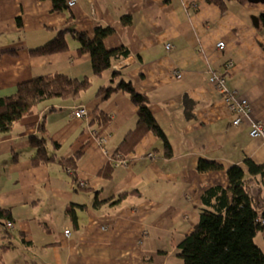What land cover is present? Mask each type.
<instances>
[{
    "label": "crops",
    "instance_id": "obj_1",
    "mask_svg": "<svg viewBox=\"0 0 264 264\" xmlns=\"http://www.w3.org/2000/svg\"><path fill=\"white\" fill-rule=\"evenodd\" d=\"M99 25L114 28L105 39L108 48L130 49L117 77L115 65L94 73L91 54L80 53L73 32L67 35L69 49L31 53L60 29L93 35ZM229 58V88L250 100L253 119L264 121V1L228 0L224 9L212 0H78L54 10L53 0H0V96L47 72L92 78L79 98H52L12 129H0V207L11 209L14 221L10 226L11 218L0 215V264H182L179 243L196 226L205 190L228 185L233 164L248 170L246 157L264 164V138L251 134V117L234 123L235 112L210 81L209 68ZM121 77L150 96L173 153L167 155L163 140L149 131L128 154L129 162L115 165L108 176L100 170L113 162L138 120V106L126 90L103 99L98 94ZM97 102L111 116L101 126L92 123ZM78 104L88 105L89 121L73 116ZM43 117L61 143L60 154L82 149L80 184L59 162L33 163L30 136L40 133ZM96 129L108 136L107 152L93 137ZM201 158L224 168L200 171ZM135 189L141 192L121 202L106 200ZM252 191L263 196L264 181L253 183ZM96 197L104 200L98 207ZM70 203L78 204L73 217L66 211ZM10 241L14 246L5 249Z\"/></svg>",
    "mask_w": 264,
    "mask_h": 264
},
{
    "label": "trees",
    "instance_id": "obj_2",
    "mask_svg": "<svg viewBox=\"0 0 264 264\" xmlns=\"http://www.w3.org/2000/svg\"><path fill=\"white\" fill-rule=\"evenodd\" d=\"M224 9L228 7V0H212ZM244 3L246 0H239ZM68 0H53V9L62 10L68 5ZM124 24L132 22V16H123ZM18 27L23 31L22 16L17 17ZM68 32H73L79 40L80 53L89 52L92 56L94 73L102 75L105 70L112 68L115 62L123 60L130 54L126 45L108 48L105 44L107 36L114 32L112 26L99 25L92 35L88 31L75 29H60L57 35L46 43L31 49L33 54H48L70 48ZM120 70L115 69L117 77ZM92 84V78L73 77L61 71L47 72L21 81L13 93L0 96V129L8 131L23 117L32 115L37 107L52 98H79ZM124 89L133 102L138 106V120L120 142L113 154L117 158L126 156L133 151L141 139L153 131L164 143L165 153L172 155V145L163 127L154 115L147 93L140 92L131 80L121 77L116 84H104L98 94L101 99L107 98L112 92ZM92 123L99 126L111 120V116L99 107V102L91 109ZM39 124L40 133L30 136V141L36 147L33 156L34 164L50 161L59 162L70 174L73 183L80 184L77 173L78 160L82 149L70 155L60 154L57 149L61 147L60 141L53 138L49 131L45 117ZM32 126V124H31ZM54 149L51 150L50 145ZM248 165L246 170L240 164H233L228 169V185H212L202 195L200 216L194 230L187 234L179 243L180 255L183 264H264V249L257 243L256 236L264 231V195L258 196L252 191V184L260 186L264 181V164L256 162L250 157L245 158ZM114 163L109 162L100 172L112 175ZM224 168L223 164L207 158H201L198 170H218ZM138 189L122 192L118 197L106 199L111 203L121 202L131 193H140ZM104 200L96 197L93 206H100ZM76 203H70L66 211L73 216L77 212ZM0 215L12 218L11 209L0 207ZM13 242L6 243L5 249L13 247Z\"/></svg>",
    "mask_w": 264,
    "mask_h": 264
},
{
    "label": "built area",
    "instance_id": "obj_3",
    "mask_svg": "<svg viewBox=\"0 0 264 264\" xmlns=\"http://www.w3.org/2000/svg\"><path fill=\"white\" fill-rule=\"evenodd\" d=\"M78 0H68V5H73ZM172 45L167 44V47L170 48ZM218 46L220 48H225L226 42L224 40L218 41ZM233 65V59L229 58L225 62L212 66L209 68L210 71V81L224 93L225 101L228 107L235 112L234 123L239 124L244 120V117H251V134L254 137H263L264 138V121L253 119L252 114V105L248 98L242 97L236 90L230 89L229 82V73ZM127 66L126 60H119L115 63V68L121 70ZM180 76L181 74L178 73ZM73 116L83 118L85 121L90 119V111L88 105L78 104L73 107ZM93 137L99 142L103 151L107 152L106 143L108 141V136L101 132L99 129L93 131ZM115 165H121L129 162V158L126 156H120L119 158L113 159ZM84 184V181H82ZM8 224L10 226L14 225L13 220H9ZM69 233L70 230L68 229Z\"/></svg>",
    "mask_w": 264,
    "mask_h": 264
},
{
    "label": "rangeland",
    "instance_id": "obj_4",
    "mask_svg": "<svg viewBox=\"0 0 264 264\" xmlns=\"http://www.w3.org/2000/svg\"><path fill=\"white\" fill-rule=\"evenodd\" d=\"M48 101H49V100H48ZM81 190H82V191H87L85 188H82ZM256 241H257V243H258L259 245H261L262 248L264 249V236H263L262 234H260V235L257 237ZM180 251H181V249H180ZM182 264H183V263H182Z\"/></svg>",
    "mask_w": 264,
    "mask_h": 264
},
{
    "label": "water",
    "instance_id": "obj_5",
    "mask_svg": "<svg viewBox=\"0 0 264 264\" xmlns=\"http://www.w3.org/2000/svg\"><path fill=\"white\" fill-rule=\"evenodd\" d=\"M252 2L264 1V0H250ZM257 21H259L258 17H256Z\"/></svg>",
    "mask_w": 264,
    "mask_h": 264
},
{
    "label": "clouds",
    "instance_id": "obj_6",
    "mask_svg": "<svg viewBox=\"0 0 264 264\" xmlns=\"http://www.w3.org/2000/svg\"><path fill=\"white\" fill-rule=\"evenodd\" d=\"M126 157H128V155H126ZM112 160H113V158H112ZM113 163H114V161H113ZM115 165V164H114ZM82 183V182H81ZM83 184V183H82ZM86 186V185H85ZM9 220H13L12 218L11 219H8V221ZM70 230V229H69Z\"/></svg>",
    "mask_w": 264,
    "mask_h": 264
}]
</instances>
